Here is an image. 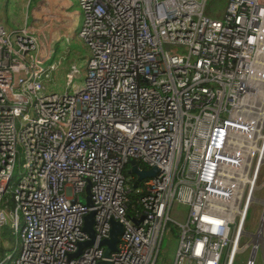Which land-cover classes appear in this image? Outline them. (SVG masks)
<instances>
[{"label":"built area","instance_id":"2783aa9c","mask_svg":"<svg viewBox=\"0 0 264 264\" xmlns=\"http://www.w3.org/2000/svg\"><path fill=\"white\" fill-rule=\"evenodd\" d=\"M207 1L77 0L85 71L0 24V264H157L171 221L174 264H222L239 245L264 159V0L221 17ZM132 160L157 174L136 186ZM91 211L94 242L75 255Z\"/></svg>","mask_w":264,"mask_h":264},{"label":"crops","instance_id":"0c3cea01","mask_svg":"<svg viewBox=\"0 0 264 264\" xmlns=\"http://www.w3.org/2000/svg\"><path fill=\"white\" fill-rule=\"evenodd\" d=\"M81 17L77 0H0V24L9 30L25 28L39 37L42 51H50L51 60L63 71L73 64L83 71L86 68L90 50L77 31L71 29L81 25ZM59 75L52 74L50 90L56 86L54 78L61 81Z\"/></svg>","mask_w":264,"mask_h":264},{"label":"rangeland","instance_id":"374dc122","mask_svg":"<svg viewBox=\"0 0 264 264\" xmlns=\"http://www.w3.org/2000/svg\"><path fill=\"white\" fill-rule=\"evenodd\" d=\"M229 0H208L206 4V13L213 17H221L228 4ZM84 68V66H83ZM63 82V81H62ZM62 82L58 85L61 86ZM57 85V87H58ZM62 89V88H61ZM124 174L129 179L131 178V173L129 171H124ZM18 175V174H17ZM20 176V175H19ZM19 176L13 179V184L16 183ZM20 179V178H19ZM248 196L251 197L249 189L246 191V199ZM15 204L12 203V207ZM187 209L180 206L174 207L175 216L179 218L186 219L183 215ZM180 211L182 213L180 214ZM264 161L261 165V169L256 181L255 189L252 192V201L250 203L248 213L245 218V231L244 235L240 236L239 240V251L234 253L235 258L233 264H249L250 258L253 254V247L257 244V254L254 260L255 264H264ZM262 225V237H256L260 233V228ZM180 231L179 227L174 222H169L161 245L159 252L157 264H174L175 251L179 245ZM260 238V239H259ZM11 241L13 244L17 243V239L11 236ZM232 246L227 249L224 254L222 264L226 263L227 256L231 252Z\"/></svg>","mask_w":264,"mask_h":264},{"label":"water","instance_id":"95a60500","mask_svg":"<svg viewBox=\"0 0 264 264\" xmlns=\"http://www.w3.org/2000/svg\"><path fill=\"white\" fill-rule=\"evenodd\" d=\"M130 164H131V173L133 175H137L136 186H138V184L141 183L143 180L154 177L158 172L157 167H152L149 170L141 168L139 163H137L135 160H132ZM86 191L88 194L86 203L92 207L93 202L91 199V190L89 186L86 188ZM135 221L138 222L137 220ZM94 224H95V211H91L85 216V225H84V231L89 235V239L86 240L85 242L79 243V248L78 251L75 253V255H79L84 247L93 244L95 239ZM111 226L112 227L109 238L102 240L100 243L102 246H107L105 250V256L107 258L110 256L112 252L117 251V244L120 240V236L123 234V225L121 222L116 220H111ZM254 257H255V251H253L251 257L252 261L254 260ZM102 264H109V263L102 262Z\"/></svg>","mask_w":264,"mask_h":264},{"label":"bare ground","instance_id":"6f19581e","mask_svg":"<svg viewBox=\"0 0 264 264\" xmlns=\"http://www.w3.org/2000/svg\"><path fill=\"white\" fill-rule=\"evenodd\" d=\"M263 159V155H262V157H261V160ZM263 161H264V159H263ZM253 185H256V181L254 182V184ZM254 187L255 186H252V188H249V192L250 191H253L254 190ZM251 194V197L250 196H248L249 198H250V200H248V205L251 203V201H252V193H250ZM248 205H246V206H248ZM245 208V207H244ZM246 208H248V207H246ZM264 221V220H263ZM241 230H242V228H241ZM241 230H240V232H241ZM260 230V233L259 234H257L256 235V237H262L261 235H262V228H260L259 229ZM236 251H239V246L238 245H233V247H232V250H231V252H230V255H229V259H230V264H231V262L233 261V257H234V253L236 252Z\"/></svg>","mask_w":264,"mask_h":264},{"label":"trees","instance_id":"16d2710c","mask_svg":"<svg viewBox=\"0 0 264 264\" xmlns=\"http://www.w3.org/2000/svg\"><path fill=\"white\" fill-rule=\"evenodd\" d=\"M139 165H141V166L144 167V165H143L142 163H139ZM124 171H129V172H131V164H130V163L126 164V166H125V168H124ZM144 194H145V192H142V193L138 194V193L136 192V190L134 189L133 192L130 194V199L132 200V202H135L136 199L138 198V196H142V195H144Z\"/></svg>","mask_w":264,"mask_h":264}]
</instances>
